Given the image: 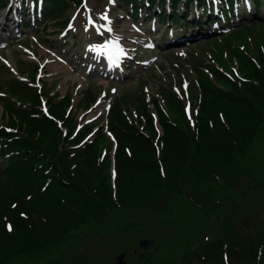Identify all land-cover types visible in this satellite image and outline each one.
I'll return each instance as SVG.
<instances>
[{
	"label": "trees",
	"instance_id": "16d2710c",
	"mask_svg": "<svg viewBox=\"0 0 264 264\" xmlns=\"http://www.w3.org/2000/svg\"><path fill=\"white\" fill-rule=\"evenodd\" d=\"M80 1L44 0V15L56 19ZM122 1L125 6L131 5L137 18V4L142 0ZM167 1L150 0L162 8ZM6 2L0 0V4ZM171 2L170 21L177 25L189 24L188 17L179 14L181 3L188 11L196 2L205 7L211 4V12L215 10L214 0ZM218 3L225 21H229L235 17L238 4L245 9L247 3L256 10L251 15L261 18L259 10L264 0ZM205 14L208 17L207 10ZM160 18L167 23L166 13ZM68 22L65 19L59 25ZM241 51L233 50L244 68L245 81L234 74L231 82L223 80L228 86L225 89L208 74L199 75L200 95L192 100V116H187L183 101L172 90L162 95L165 107L152 99L162 134L147 102L143 101L136 116L119 101L114 102L108 114V130L116 141L114 185L110 172L113 142L99 128L93 142L82 144L91 127L77 129L76 120L66 113L71 95L60 100L49 98V118L39 107L40 93L14 81L20 86L12 85L10 94L17 99L4 104L8 122L0 123V264H95L93 258L81 253L67 260L49 258L55 249L73 239L76 231L90 225L99 227L102 236L140 235L139 239L148 237L152 242L154 238L147 231L163 223L179 227L169 213L177 212L184 203L199 210L193 211L202 214L201 224L195 228L187 223L189 231H181L172 243L151 248L140 264H154L158 252L181 241L188 247L178 260L164 256L162 264H264V232L245 236L238 226L231 227L233 231L215 233L209 241L203 239L207 231H214L205 218L235 207L244 190L264 188L259 183L238 185L239 196L234 197L235 188L228 189L226 183L233 170L239 173L233 182L246 177L245 167L253 159L249 157L251 149L255 156L256 142L264 148V54L259 47L255 49L260 59L256 63L253 56ZM210 72L219 80L225 76L218 68ZM93 100L90 98L86 105ZM60 120L67 131L58 126ZM209 188L214 190L208 192ZM226 193L229 197L225 200L222 197ZM150 212L151 221L144 218ZM166 214L169 218L162 219ZM240 223L248 225L242 220Z\"/></svg>",
	"mask_w": 264,
	"mask_h": 264
},
{
	"label": "rangeland",
	"instance_id": "374dc122",
	"mask_svg": "<svg viewBox=\"0 0 264 264\" xmlns=\"http://www.w3.org/2000/svg\"><path fill=\"white\" fill-rule=\"evenodd\" d=\"M2 13L3 11H0V24L4 18V16L1 18ZM5 15L9 23H13V15L9 13ZM259 15L261 18H257L258 20L252 15H247L246 19H242L241 15L242 17L232 20L227 24L229 29L227 34L223 33L222 24L213 25L215 30L220 31L215 35L207 33L206 30L201 31L200 28L186 29L181 32L180 37L185 35L191 40L172 46L162 42V47L157 46L159 37L154 39L148 23L145 22L144 14L142 19L135 22L117 0H86L82 9L73 6L64 16L49 22L43 21L42 17L30 28H22L18 23L14 32L6 31L0 25V123L8 122L3 109L4 104L8 101L14 103L17 99V96L10 94L11 86L18 85L14 81L25 82L29 86L32 81L34 86L31 87L38 93L43 91L44 104L50 96L72 95L69 108H72L70 116L76 120V128L84 124L106 125L107 113L113 100L119 101L134 116L141 112L143 101L156 98L165 107L163 94L169 90L180 95L185 113L190 117L189 113L192 116L194 108L192 100L200 95L199 86L197 87L199 75L208 74V78L221 88L227 89L228 86L223 80L231 82L234 74L238 80L246 79L244 68L242 65L240 67L233 52L234 48L242 50L241 53L244 51L242 54L253 56L256 63L260 62L255 49L259 47L264 54V6L262 10L260 8ZM92 18L95 19V23ZM63 19L71 20L66 29L62 24H58ZM202 32L204 34L199 38ZM259 43L263 46H259ZM105 45L116 47L105 48ZM97 47L102 48L109 59L108 62H101L93 57V51ZM216 68L226 77L219 80L213 76L210 71ZM90 98L94 100L87 106ZM63 125L64 122L60 120L58 126L63 128ZM157 127L162 134L158 122ZM63 130L67 131V128ZM255 145V156L251 154L253 153L251 149L249 157L253 159L249 164L246 160L248 164L245 167L246 177L233 182L235 177H239L238 171L233 170L226 178L228 189L231 187L234 189L238 185L247 186L250 183L264 184V148L260 143L256 142ZM2 165L3 161L0 158V168ZM232 182L233 185H230ZM212 189L214 190L209 188L208 192H212ZM239 192L240 187H236L233 196H239ZM228 197L226 193L222 198L226 200ZM185 205L187 204L178 206V211H172V215L169 213L170 219L179 225L178 228L163 223L159 228L146 232L154 238L147 249L139 245L142 240L139 239L140 235L102 236L99 227L90 225L76 231L73 239L55 249L48 258L58 257L67 260L81 253L87 258H93L95 264H114L118 256L128 253L124 258L125 264H140L142 262L140 259H145L143 258L145 255L139 256L141 253L148 255L151 248L162 243H172L181 231L190 230L187 223L195 228L201 224L202 214L193 211L199 210L193 205V210ZM237 211L244 217L240 218ZM144 218L151 221V212L146 213ZM165 218H169L167 214L162 219ZM205 220L211 224L214 231H207L203 236L204 241L211 240L215 233L232 230L231 227L238 226L240 230L244 229L245 236L251 233L262 234L264 188L244 190L242 199L235 207L220 210L213 218ZM241 220L248 225L243 227ZM186 247L188 246L185 241L169 246L165 252H158L155 255L154 264H162L164 256L167 260H178Z\"/></svg>",
	"mask_w": 264,
	"mask_h": 264
},
{
	"label": "bare ground",
	"instance_id": "6f19581e",
	"mask_svg": "<svg viewBox=\"0 0 264 264\" xmlns=\"http://www.w3.org/2000/svg\"><path fill=\"white\" fill-rule=\"evenodd\" d=\"M2 14H1V18H2ZM20 18V17H19ZM1 26H3V29L4 30H6V31H8V30H10V31H15V29L17 28L16 26H17V22L16 21H14L13 23H9V19H8V17H6V16H4V18L2 19V21H1V24H0ZM98 57H102L101 55H99Z\"/></svg>",
	"mask_w": 264,
	"mask_h": 264
},
{
	"label": "water",
	"instance_id": "95a60500",
	"mask_svg": "<svg viewBox=\"0 0 264 264\" xmlns=\"http://www.w3.org/2000/svg\"><path fill=\"white\" fill-rule=\"evenodd\" d=\"M140 245L143 247V248H147L149 245H150V242L148 239H145L143 241H141ZM124 257L125 255L122 254L118 257V261L115 263V264H125L124 262Z\"/></svg>",
	"mask_w": 264,
	"mask_h": 264
},
{
	"label": "snow or ice",
	"instance_id": "6c2138e0",
	"mask_svg": "<svg viewBox=\"0 0 264 264\" xmlns=\"http://www.w3.org/2000/svg\"><path fill=\"white\" fill-rule=\"evenodd\" d=\"M104 18L107 19V17H104ZM104 47H105V48H108V47H113V48H115L116 45H111V46H109V45H105ZM8 230L11 231V230H12V227H11V226H8Z\"/></svg>",
	"mask_w": 264,
	"mask_h": 264
}]
</instances>
